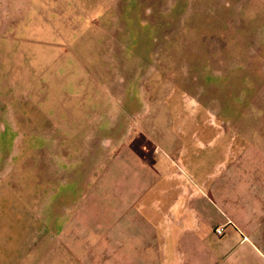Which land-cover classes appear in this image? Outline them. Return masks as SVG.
Masks as SVG:
<instances>
[{
    "label": "rangeland",
    "instance_id": "374dc122",
    "mask_svg": "<svg viewBox=\"0 0 264 264\" xmlns=\"http://www.w3.org/2000/svg\"><path fill=\"white\" fill-rule=\"evenodd\" d=\"M43 12L41 34L62 42L54 49L29 46L39 47L44 68L68 73H59L52 106L89 105L86 92H98L99 83H116L123 74L132 79L125 57L132 61L138 76L148 75L117 82L132 121L169 146L170 156H180L188 174L200 173L198 163L207 159L211 170L230 144L231 159L240 161L224 172L218 205L240 210L258 227L252 235L264 252V0H48ZM33 64L29 59L25 66L26 82ZM16 88L24 100L6 105L7 120L0 121V264H72L57 240L63 216L57 204H75L105 168L101 182L118 184L130 163L114 146L100 149L107 140L92 143L71 133L77 123L61 131L48 119V100ZM105 101L108 108L96 111L103 127L113 109Z\"/></svg>",
    "mask_w": 264,
    "mask_h": 264
},
{
    "label": "crops",
    "instance_id": "0c3cea01",
    "mask_svg": "<svg viewBox=\"0 0 264 264\" xmlns=\"http://www.w3.org/2000/svg\"><path fill=\"white\" fill-rule=\"evenodd\" d=\"M47 5L48 0H0V121L7 120L6 105L19 104V98L24 100L16 86L30 94L21 86L28 83L40 103L50 102L48 119L63 126L61 131L77 123L78 128L71 133L84 140L90 138L92 143L107 140L104 148L99 145L100 149L105 152L114 146L116 151L126 152L123 160L126 165L130 163L118 184L101 182L105 168L75 204L68 200L57 204L55 210L63 216L57 219L60 227L56 236L65 252L70 253L72 264H264V252L252 235L258 227L243 218L240 210L226 212L218 205L225 198L221 178L229 168L234 172L240 161L231 159V145L222 149L223 159L210 165L215 173L207 172L208 159L202 165L198 163L197 175L186 173L180 156H170V147L156 144L145 127L133 122L135 117L128 114L129 101L117 82L123 78L122 83L132 84L135 77L143 82L148 76H138L132 61L125 57L131 65L132 79L123 74L117 77V84L110 80L103 86L99 83L98 92H86L89 105L76 100L68 106L66 100L52 106L58 76L68 73L58 72L54 66L44 68L39 47L35 50L29 46L33 43L54 49L62 42L57 35L41 34ZM29 59L34 64L29 66L32 77L26 82ZM137 87L140 89L139 82ZM105 100L113 106L106 112L109 123L104 127L109 129L108 135H102L104 127L96 112L105 111ZM73 110L82 113L73 114ZM126 129L132 132L124 138ZM214 153L212 150L209 155ZM237 194L235 202L241 206L243 191ZM217 225L224 226L222 237L214 234Z\"/></svg>",
    "mask_w": 264,
    "mask_h": 264
},
{
    "label": "built area",
    "instance_id": "2783aa9c",
    "mask_svg": "<svg viewBox=\"0 0 264 264\" xmlns=\"http://www.w3.org/2000/svg\"><path fill=\"white\" fill-rule=\"evenodd\" d=\"M214 234L217 236V237H222L224 235V226L223 225H217L215 228H214Z\"/></svg>",
    "mask_w": 264,
    "mask_h": 264
}]
</instances>
